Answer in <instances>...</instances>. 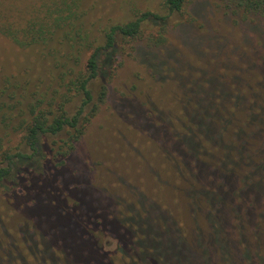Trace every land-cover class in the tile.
Instances as JSON below:
<instances>
[{"label": "trees", "instance_id": "16d2710c", "mask_svg": "<svg viewBox=\"0 0 264 264\" xmlns=\"http://www.w3.org/2000/svg\"><path fill=\"white\" fill-rule=\"evenodd\" d=\"M220 1L245 16L264 17V0ZM187 2L161 0L165 15L142 11L125 22L107 25L97 37L90 38L81 0H0V36L19 50L37 55L41 70L48 76L46 87L51 89L47 97L36 99L32 93L31 101L22 103L30 80L4 77L0 82V126L16 133L14 144L10 133L0 136V210L10 214L5 215L7 219L0 215V264H256L252 251L258 264H264L258 238L254 249L241 245V236H233L234 244L239 240L244 252L232 244L231 219L223 212L221 216L223 206L217 197L222 196L221 189H230L225 181L228 171L246 165V156L251 166L245 172L242 196L251 194L254 203L264 201V138L247 153L245 141L240 143L243 149L223 144V158L218 167L207 170V182L201 179L199 143L191 140L190 133L187 137L191 139L179 141L187 150L170 157L180 178L187 182L183 191L193 223L183 234L166 209L151 201L141 200V205L130 206V212L123 215L109 195L89 194L62 179L63 168L107 99L108 81L123 46L139 41L146 23L166 30L168 16L181 13ZM164 40L159 36L154 43L160 45ZM247 66L257 68V63ZM240 73L238 70L230 79L206 75L211 90L194 89L181 100L184 107L195 101L185 108V116L208 142L220 144L218 135L230 121H246L236 128L237 137L247 126H251L248 136L261 137L264 96L260 105L252 103L243 109L246 98L233 83ZM226 84L236 91L231 92ZM228 103L233 110L236 106L243 110V119L225 110ZM18 107L21 109L12 114ZM213 169L222 188L213 182ZM234 207L236 221H241ZM27 208L26 215L23 211ZM150 208L154 214H148ZM199 212L205 215L206 230L197 224Z\"/></svg>", "mask_w": 264, "mask_h": 264}, {"label": "rangeland", "instance_id": "374dc122", "mask_svg": "<svg viewBox=\"0 0 264 264\" xmlns=\"http://www.w3.org/2000/svg\"><path fill=\"white\" fill-rule=\"evenodd\" d=\"M160 1L81 0L89 37H97L107 25L125 22L142 11L165 15ZM142 32L139 41L123 46L118 66L108 81L107 99L99 106L96 116L63 168L62 179L64 183L86 189L89 194L99 192L102 196L109 195L123 215L130 212V206L141 205V200L151 201L166 209L183 234L193 223L183 191L187 182L182 179L184 177L180 178L177 165L172 164L170 157L187 150L179 141H185L190 133L194 138L189 139L197 145L199 143L197 153L202 162L201 179L207 182V170L211 166L218 167L219 160L223 158V144L229 143L233 149H243L240 143L245 141L247 153L264 138V130L261 137L248 136L251 126H247L243 129L245 132L237 137L234 133L236 128L246 121H230L226 130L218 135L219 140L222 139L220 144L208 142L199 128L194 126L195 123L187 121L185 116V108L195 101L190 100L184 107L181 100L191 90H211L213 86L206 84L208 75L230 79L241 70L233 83L246 98L241 104L244 105L243 109L252 103L260 105V98L264 96V17L245 16L226 7L220 0H188L181 13L168 16L166 30L161 31L152 23H146ZM159 36L165 40L155 45L154 40ZM249 62L257 63V68H248ZM4 77L22 82L30 80L26 99L22 103L31 101L32 93H35L36 99L42 95L49 96L51 89L46 87L49 84L48 76L41 70L37 55L19 50L0 36V82ZM225 87L231 92L236 91L230 84ZM251 89L257 92L256 96L252 95ZM224 106L225 110L233 111L238 120L243 119V110L237 109L238 106L234 108L236 112L231 104ZM20 109L18 107L11 113L16 114ZM3 128L1 125L0 136L10 133L9 138L14 144L16 133L10 128ZM243 162L246 165L228 171L225 177L230 189H221L219 194L222 196H217L218 204L223 206L220 214L223 216L225 213L231 219L233 228L228 229L233 230L230 238L232 244L233 236H241V245H251L255 249L259 244L258 238L263 254L264 201L258 199L254 203L251 194L245 198L242 196L245 172L251 166L246 156ZM215 175L218 173L213 169V182L222 188ZM233 207L238 209L241 221H236L237 213ZM29 211L27 208L23 213L27 215ZM148 212L154 214L152 208ZM7 214L0 210L1 216ZM8 217L5 216V219ZM251 218L252 224L249 223ZM197 224L206 230L202 212L197 216ZM234 245L238 252H244L239 240ZM210 249L212 253L216 252L215 245ZM251 253L254 263L258 264L254 252Z\"/></svg>", "mask_w": 264, "mask_h": 264}]
</instances>
